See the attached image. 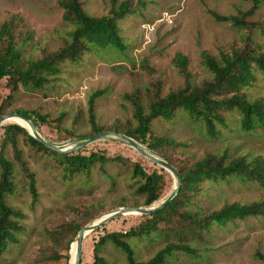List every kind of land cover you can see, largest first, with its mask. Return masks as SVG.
Instances as JSON below:
<instances>
[{
    "label": "rangeland",
    "instance_id": "rangeland-1",
    "mask_svg": "<svg viewBox=\"0 0 264 264\" xmlns=\"http://www.w3.org/2000/svg\"><path fill=\"white\" fill-rule=\"evenodd\" d=\"M84 10L95 16L110 14L125 0H80ZM130 12L118 21L120 35L126 45L123 52L111 48L87 53L79 64L65 63L61 72L41 89L19 87L4 106V111L35 110L47 116L38 130L56 145L67 144L88 134V97L101 91L95 99L94 115L98 126H134L133 107L124 94L140 95L147 107L155 86L161 95L184 85V78L173 62L177 53L188 60L187 70L193 83L211 80L202 65L201 53L218 57L220 51L232 48H264V0L259 8L244 17L253 25L237 27L231 21L215 19L219 15H236L250 9L243 0H127ZM12 15L23 21L16 27L17 39L29 35L22 45L24 59L39 58L56 51L68 38L70 26L63 21L58 0H0V24ZM5 79L0 80V103L9 93ZM251 98L264 99V76L256 73L253 84L244 89ZM226 124L217 123L220 134L211 138L204 125L179 114L171 120L158 118L152 122L153 136H166L181 144L155 151L175 168H187L207 152L225 153L228 160L244 156L264 158V131H243L235 111L221 112ZM81 138V137H79ZM23 158L36 179L38 198L32 202L27 182L13 160L8 144L5 156L16 168L17 190L7 202L21 210L23 231L0 255V264H66V253L72 249L76 234L73 224L82 226L96 217L124 205L145 206L144 197L136 192L138 178L132 177V163L146 172L156 170L163 176L161 199L174 186L173 176L158 164L140 155L132 147L114 140L102 139L76 151L83 154L103 152L106 156L126 158L125 164L107 161L95 163L88 175L65 177L55 158L35 151L18 137ZM162 168V170L160 169ZM264 201V189L256 181L230 176L218 182H207L196 204L203 211L218 210L225 204ZM154 202V203H156ZM184 209V207L182 208ZM141 214H126L98 227L83 241L81 264H90L92 248L104 232L123 231L135 226ZM72 244V245H71ZM137 259L145 261L163 248L164 240L152 238L131 240ZM192 253L177 251L166 264H263L255 257L264 253V215L238 219L223 227H213L201 239L189 242ZM68 248V251H67ZM100 254L109 262L125 264L122 252L110 244ZM69 263V256H68Z\"/></svg>",
    "mask_w": 264,
    "mask_h": 264
},
{
    "label": "trees",
    "instance_id": "trees-1",
    "mask_svg": "<svg viewBox=\"0 0 264 264\" xmlns=\"http://www.w3.org/2000/svg\"><path fill=\"white\" fill-rule=\"evenodd\" d=\"M243 1L251 2L249 10L236 15L211 13L215 19L231 21L237 27L251 26L253 23L245 21L244 17L257 10L263 0ZM58 4L63 9V21L70 26L68 38L58 50L39 58H23L22 45L29 41L30 37L24 35L21 40L17 39L18 34L15 30L23 21L20 16L12 15L0 24V80L5 79V85L9 89V93L0 103V115L6 113L4 106L19 87L43 88L51 78L61 72L65 63L79 64L87 53L104 48H111L116 52L125 51L126 45L120 35L118 21L130 12L129 1L120 2L111 9L110 14L101 16L87 13L80 0H58ZM201 57L202 65L211 75L210 81L193 83L191 74L187 70L188 60L177 53L173 62L184 78L183 87L161 95L159 87L155 86L149 96L147 107L138 93L124 94L133 107L134 126H110L109 128L98 126L95 122L94 102L101 95V91H94L88 97L90 133L74 136L73 132L66 130V135L73 139L104 131H117L162 153L168 147L181 144L166 136H153L151 125L154 120L158 118L171 120L179 114H185L189 119L203 124L207 135L214 138L220 134L216 122L226 124L225 117L221 113L223 111L237 112L240 128L243 131L258 129L264 131V99L251 98L244 91L253 84L256 73L264 76V48L260 45L250 48L234 47L230 52L220 51L218 57L203 51ZM15 111L30 119L39 129L47 121L46 115L35 110L15 109ZM19 136H23L24 142L35 151L53 156L61 166L65 177L80 173L88 175L95 163L103 164L112 161L125 164L129 161L121 156H106L98 151H91L88 154H83L82 150L69 153L56 152L29 135L19 124L14 122L3 124L0 127V255L10 243L17 241L18 234L23 231L21 222L25 217L20 209L7 202V197L13 195L18 187L13 160L26 179L32 202H36L38 198L35 175L24 160L22 150L18 146ZM8 144L12 148L13 160L5 156L4 150ZM176 170L181 184L171 202L150 214L139 215L140 221L127 230L100 234L93 244V259L90 264H115L107 261L100 254L102 247L106 244L112 245L123 253L125 264H166L177 251L192 253L189 242L201 239L213 227H223L238 219L264 215V201L234 202L212 211H203L196 204L205 183L218 182L230 176L256 181L264 189L263 157L247 159L241 156L228 160L225 153L207 152L189 167L176 168ZM132 177L138 178L136 192L144 197L145 205L161 199L162 174L156 170L146 172L139 163L133 162ZM120 205L125 206L123 202ZM72 226L74 235L82 227L77 223ZM98 230L99 228H96L93 232ZM154 235L164 240V247L148 260L137 259L131 240L149 239ZM255 257L264 264V253L256 252ZM65 258L68 264V253Z\"/></svg>",
    "mask_w": 264,
    "mask_h": 264
},
{
    "label": "water",
    "instance_id": "water-1",
    "mask_svg": "<svg viewBox=\"0 0 264 264\" xmlns=\"http://www.w3.org/2000/svg\"><path fill=\"white\" fill-rule=\"evenodd\" d=\"M10 117H19L20 119L27 122L30 126V130H28L23 125L19 124L23 128L26 129L29 135L34 137L36 140L43 143L46 147L50 148L51 150H54L56 152L60 153H69L76 151L80 148H83L87 146L90 143H93L98 140L102 139H108V140H114L122 142L133 149H135L140 155L143 157L151 160L152 162L158 164L160 167L166 169L170 172V174L173 176L174 179V186L170 193L162 200L156 203H152L145 206H132V205H125V206H119L114 210H111L109 212H106L95 219H93L91 222L85 224L82 226L76 233L75 236V243H76V251H75V262L74 264H81V254H82V247H83V241L86 237V235L93 231L94 229L102 226L104 223L126 215V214H150L158 209H161L165 205H167L171 200L176 196V194L179 191L181 179L178 174V171L176 168L163 156L156 153L153 149L149 148L148 146L142 144L141 142L137 141L136 139L117 131H104L97 134H92L88 136H84L78 139H75L67 144H61L56 145L52 142H50L48 139H46L41 132L38 130L36 125L28 118L24 117L21 113L16 111H10L6 112L2 115H0V127L4 124V122L9 119Z\"/></svg>",
    "mask_w": 264,
    "mask_h": 264
},
{
    "label": "bare ground",
    "instance_id": "bare-ground-1",
    "mask_svg": "<svg viewBox=\"0 0 264 264\" xmlns=\"http://www.w3.org/2000/svg\"><path fill=\"white\" fill-rule=\"evenodd\" d=\"M8 122H14V123H17V124H21L23 125L24 127H26L28 130H30V126L27 122H25L24 120L20 119L19 117H10L9 119H7L5 123H8ZM91 232H89L87 235H89ZM86 235V236H87ZM72 245V244H71ZM75 251H76V243L75 241L73 242V245H72V249L70 251V255L68 253V256H69V263L68 264H74L75 262Z\"/></svg>",
    "mask_w": 264,
    "mask_h": 264
}]
</instances>
